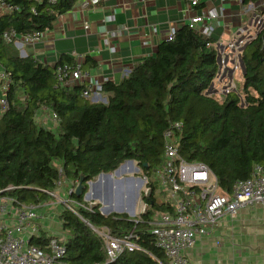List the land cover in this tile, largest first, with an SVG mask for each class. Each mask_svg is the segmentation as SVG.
<instances>
[{"label":"trees","instance_id":"trees-1","mask_svg":"<svg viewBox=\"0 0 264 264\" xmlns=\"http://www.w3.org/2000/svg\"><path fill=\"white\" fill-rule=\"evenodd\" d=\"M76 2L5 0L9 11L0 13V67L9 88L0 114V191L20 204H34L50 198L46 191L54 190L61 178L76 181L81 174L87 181L126 160L148 174L161 164L163 132L175 122L181 123L179 154L206 164L224 193L248 178L253 165L264 169V27L239 48L241 92L217 98L208 91L218 72L215 39L184 24L118 83H103L106 102H93L82 95L83 85L55 83V67L74 63L71 57L61 56L52 65L21 57L4 38L10 32L19 36L49 30ZM41 108L58 117L56 131L35 120ZM69 198L88 204L83 194L71 192ZM77 210L78 216L67 209L58 214L67 234L62 264H167L150 232L152 210L136 222L122 213L103 215L99 204ZM86 222L107 226L116 236L133 229L141 250L124 251L106 262L103 243ZM48 239L41 234L30 243L42 248Z\"/></svg>","mask_w":264,"mask_h":264},{"label":"built area","instance_id":"built-area-1","mask_svg":"<svg viewBox=\"0 0 264 264\" xmlns=\"http://www.w3.org/2000/svg\"><path fill=\"white\" fill-rule=\"evenodd\" d=\"M103 1L105 0H80L78 7L81 10H86ZM260 1L248 4L255 18H260L255 11L258 9ZM189 5L197 7L199 0H190ZM259 9H264V7L260 6ZM8 11L9 7L5 0H0V13ZM218 14L215 8L203 10L201 13L189 17L185 25L202 37H211ZM46 31L19 36L10 32L5 33L4 38L7 43H12L19 49L20 55L26 56L25 47L33 48L35 42ZM175 31L176 28L172 27L166 39L170 40ZM240 41L234 40L227 44L228 53L225 58L227 61H233L234 69H240L238 54L242 43ZM218 53L223 62L224 58H222L221 52L218 51ZM54 75L57 86L83 85V96L95 101L103 99L102 83L90 80L89 84H83L86 75L81 71L80 60H75L72 64L57 65ZM8 88L7 73L2 70L0 73V106L4 109ZM42 109L47 110L46 108ZM58 122L56 114L48 111L47 116L44 117L43 125L51 128ZM180 128L181 123L175 122L170 128L164 130L162 162L152 168L148 174L139 178L142 180L139 208L132 219L136 222L140 219L141 214L146 213L148 209L152 210L149 221L150 232L154 237L156 247L166 257L167 264H188L185 252L193 246L195 237L210 236L215 239V227L224 217L233 219L243 208L256 204L264 205V169L260 165H253L248 178L236 181L230 193H224L220 190L215 175L206 164L187 161L179 154L177 142ZM127 163H129L128 160L121 165ZM132 164L133 162L129 163L130 166ZM94 179L87 181L94 182ZM76 182L77 180L68 185V194L73 192ZM140 186L138 185V188ZM46 193L53 198L54 202L45 205L43 201L34 204H20L14 197L0 191V264H62L60 257L64 253L67 234L62 231L61 227L59 233L48 237L44 247L40 248L30 243L32 238L41 236L37 223L43 214L41 208L56 203L62 205V209H67L78 216L77 207L90 210L95 202L82 205L70 198L60 196L54 190L46 191ZM143 196L150 197V202H147ZM70 201H73L76 207ZM99 211L106 215L100 208ZM120 212L113 211L111 208L108 214ZM59 224L61 225L60 221ZM87 225L101 239L106 262L113 261L124 251L141 250L134 241L133 229L122 236H116L107 226L94 227L89 223Z\"/></svg>","mask_w":264,"mask_h":264},{"label":"crops","instance_id":"crops-1","mask_svg":"<svg viewBox=\"0 0 264 264\" xmlns=\"http://www.w3.org/2000/svg\"><path fill=\"white\" fill-rule=\"evenodd\" d=\"M79 1L57 18L33 48L26 46L25 55L51 65L64 55L73 62L80 60L84 85L90 80L118 83L136 63L155 53L172 27L177 29L189 17L212 8L219 13L211 34L213 45L225 59L227 44L240 40V31L250 30L254 16L242 0H199L197 7H191L190 0H105L86 10L78 7ZM218 79H228L230 84L233 72L231 78L225 74ZM102 97L96 101L106 102L104 92ZM3 110L0 106V114ZM37 114L43 123L48 111L41 108ZM53 209L54 205L42 207L37 222L46 237L61 231L59 221L53 224ZM214 236L195 237L185 252L188 264H264V205L243 208L233 219L224 217Z\"/></svg>","mask_w":264,"mask_h":264},{"label":"rangeland","instance_id":"rangeland-1","mask_svg":"<svg viewBox=\"0 0 264 264\" xmlns=\"http://www.w3.org/2000/svg\"><path fill=\"white\" fill-rule=\"evenodd\" d=\"M259 6L256 8L257 10L256 13L260 16V18H255V16H252V21L251 25L249 27V31H240L239 34L242 35L241 41L242 43L240 44L243 45L244 42H247L248 40L252 39L255 37V35L264 27V9H259L260 6L264 7V0H261L258 4ZM260 21H256V20ZM240 41V42H241ZM225 44V42H224ZM14 46V45H13ZM15 49L17 50L18 54L20 55L19 49H17L16 46H14ZM240 50L238 51L239 54ZM229 65V66H228ZM232 65V64H231ZM230 64H227L229 68H232ZM2 69L0 67V73ZM242 73L240 69H234L233 68V79H230V84L228 79H221L219 82L218 76L215 77L214 79V84L211 88V94L217 98H221V95L226 93L227 91L235 90L237 89L239 92H241V84H242ZM1 92V90H0ZM40 116L38 114L35 115V120L39 124H43L42 121L39 118ZM47 127V126H46ZM53 130L56 131V126L51 127ZM140 166H138L137 163L133 161V164L130 166L129 163L122 165L118 169V173H113L111 174L113 176L111 177H106L103 180H100V178H95L94 181L96 182V185H88L87 191L91 192V197L92 195H95V199H89L85 200L83 197V200L88 202H93L95 201L96 204H99V208H113V211L118 209H122L120 213L126 214L130 219H133L135 217L136 212H138L139 208V193L141 186L138 188V179L141 178L142 173L140 171ZM126 179L128 180V184L126 183L127 191L124 187V184L121 182V180ZM74 182L73 180H65L64 178H61L60 182L57 184L56 188L54 191L56 193H59L60 196L64 198H69L68 194V189H69V184ZM76 185V184H75ZM143 188V186H142ZM75 187L73 188L74 192ZM72 200V199H71ZM46 202L51 203L52 201L54 202L53 198H48L47 200H44ZM112 202H116L117 207L111 206ZM70 203L76 207V204L73 201H70ZM106 204V206H105ZM51 206L54 205V209L52 210V220L54 221L53 224H57L59 221L58 214L62 210V205L60 204H50ZM125 206V207H124ZM133 208L134 215L131 216L129 213V210Z\"/></svg>","mask_w":264,"mask_h":264},{"label":"water","instance_id":"water-1","mask_svg":"<svg viewBox=\"0 0 264 264\" xmlns=\"http://www.w3.org/2000/svg\"><path fill=\"white\" fill-rule=\"evenodd\" d=\"M19 56H21V57H23L24 55H19ZM217 63H218V72H217V76L219 75V73H221V76H224L225 74H227V76L229 77V78H231L232 77V72H233V67L232 68H229V67H227V58H225L224 60H223V62L221 61V56H220V54L218 53L217 54ZM230 63H233V61L231 60V61H229ZM239 66H240V70H241V73L243 74L244 72H243V70H244V64H243V62L241 61V59H240V55H239ZM220 76V77H221ZM212 84L210 85V87L208 88V91L210 92V90H211V88H212ZM128 162L131 164L133 161L132 160H128ZM122 165H119L114 171H113V173H118V169L121 167ZM111 173H99L98 175H97V178H100L101 176H103L104 178H106V177H109V175H110ZM138 179V184H139V186L142 184V180H140L139 178H137ZM85 182V183H84ZM96 182H98V181H94V182H91V181H85V178L80 174L79 175V179L77 180V182H76V185H75V189H74V195L75 196H80V195H82L83 194V197H84V199L85 200H89L90 198H92V197H95V195H92V197H91V192H89V191H85L84 192V190H85V187H88V185L90 186L91 184L94 186V185H96L97 183ZM96 204V203H95ZM101 210H102V212L104 213V214H108L109 213V211L111 210V208H100ZM116 210L117 211H122V209H118V208H116ZM129 213H130V215H133L134 214V212H133V208H131L130 210H129Z\"/></svg>","mask_w":264,"mask_h":264},{"label":"bare ground","instance_id":"bare-ground-1","mask_svg":"<svg viewBox=\"0 0 264 264\" xmlns=\"http://www.w3.org/2000/svg\"><path fill=\"white\" fill-rule=\"evenodd\" d=\"M111 176H113V175L110 174L109 177H111ZM103 179H104V177L101 176V177H100V180H103ZM121 182L124 184V187H125V189H126V191H127V187H128V186H126V183L128 184L129 181L126 180V179H123V180H121ZM105 206H106V204H105ZM111 206H113V207L116 208V207H117L116 202H112ZM124 207H125V206H124Z\"/></svg>","mask_w":264,"mask_h":264}]
</instances>
